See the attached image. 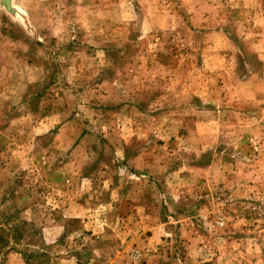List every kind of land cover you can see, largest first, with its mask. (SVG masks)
<instances>
[{"label": "rangeland", "instance_id": "374dc122", "mask_svg": "<svg viewBox=\"0 0 264 264\" xmlns=\"http://www.w3.org/2000/svg\"><path fill=\"white\" fill-rule=\"evenodd\" d=\"M0 15V264H264V0H51Z\"/></svg>", "mask_w": 264, "mask_h": 264}, {"label": "water", "instance_id": "95a60500", "mask_svg": "<svg viewBox=\"0 0 264 264\" xmlns=\"http://www.w3.org/2000/svg\"><path fill=\"white\" fill-rule=\"evenodd\" d=\"M51 0H0V15L6 16L16 27L24 29L28 34H35L31 20L30 3Z\"/></svg>", "mask_w": 264, "mask_h": 264}]
</instances>
